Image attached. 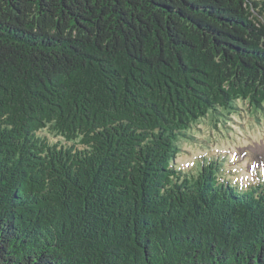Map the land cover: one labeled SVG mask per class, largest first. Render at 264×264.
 I'll use <instances>...</instances> for the list:
<instances>
[{"label":"trees","instance_id":"1","mask_svg":"<svg viewBox=\"0 0 264 264\" xmlns=\"http://www.w3.org/2000/svg\"><path fill=\"white\" fill-rule=\"evenodd\" d=\"M240 101L264 0H0V264H264V176L176 159Z\"/></svg>","mask_w":264,"mask_h":264},{"label":"rangeland","instance_id":"2","mask_svg":"<svg viewBox=\"0 0 264 264\" xmlns=\"http://www.w3.org/2000/svg\"><path fill=\"white\" fill-rule=\"evenodd\" d=\"M238 106L239 110L235 112L222 109L219 114L207 116L193 126L188 134L194 140L181 138L177 142V165L191 162L194 169L205 160L219 158L224 177H236L242 181L247 176L245 173H248L257 180V172L254 175L250 173L249 166L253 163H264V110L250 107L247 102L241 101ZM209 119L215 120V127L211 126ZM52 133L54 132L49 128H45L39 135L50 136ZM231 151L238 157L232 161L234 164L226 161V157L222 158L226 152ZM242 154H245L243 158L240 156Z\"/></svg>","mask_w":264,"mask_h":264}]
</instances>
